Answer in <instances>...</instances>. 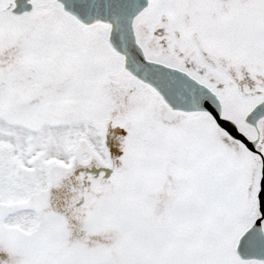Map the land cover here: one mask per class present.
I'll return each instance as SVG.
<instances>
[{"label":"snow or ice","instance_id":"6c2138e0","mask_svg":"<svg viewBox=\"0 0 264 264\" xmlns=\"http://www.w3.org/2000/svg\"><path fill=\"white\" fill-rule=\"evenodd\" d=\"M0 264H264V0H0Z\"/></svg>","mask_w":264,"mask_h":264}]
</instances>
